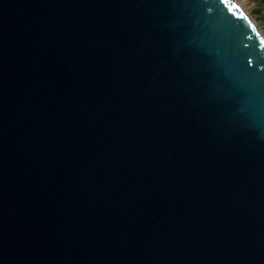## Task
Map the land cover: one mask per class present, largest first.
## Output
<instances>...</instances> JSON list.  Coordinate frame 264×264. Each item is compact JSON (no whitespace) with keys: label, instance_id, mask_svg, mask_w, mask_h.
Instances as JSON below:
<instances>
[{"label":"water","instance_id":"obj_1","mask_svg":"<svg viewBox=\"0 0 264 264\" xmlns=\"http://www.w3.org/2000/svg\"><path fill=\"white\" fill-rule=\"evenodd\" d=\"M240 10L0 0V264H264V38Z\"/></svg>","mask_w":264,"mask_h":264},{"label":"rangeland","instance_id":"obj_2","mask_svg":"<svg viewBox=\"0 0 264 264\" xmlns=\"http://www.w3.org/2000/svg\"><path fill=\"white\" fill-rule=\"evenodd\" d=\"M253 22L256 30L264 38V5L251 0H232Z\"/></svg>","mask_w":264,"mask_h":264},{"label":"snow or ice","instance_id":"obj_3","mask_svg":"<svg viewBox=\"0 0 264 264\" xmlns=\"http://www.w3.org/2000/svg\"><path fill=\"white\" fill-rule=\"evenodd\" d=\"M240 16H241V18L242 19H245V20H247V16H246V14L245 13H243V11L242 10H240ZM249 24H251V22L249 21ZM253 28H254V26H253Z\"/></svg>","mask_w":264,"mask_h":264},{"label":"trees","instance_id":"obj_4","mask_svg":"<svg viewBox=\"0 0 264 264\" xmlns=\"http://www.w3.org/2000/svg\"><path fill=\"white\" fill-rule=\"evenodd\" d=\"M251 1H254V2H257V3L261 4V5H264V0H251Z\"/></svg>","mask_w":264,"mask_h":264}]
</instances>
